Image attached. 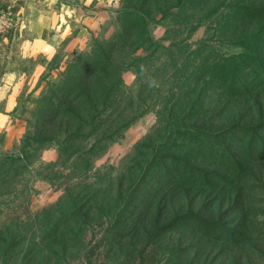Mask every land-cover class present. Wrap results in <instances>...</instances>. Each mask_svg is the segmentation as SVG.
<instances>
[{
  "label": "rangeland",
  "instance_id": "1",
  "mask_svg": "<svg viewBox=\"0 0 264 264\" xmlns=\"http://www.w3.org/2000/svg\"><path fill=\"white\" fill-rule=\"evenodd\" d=\"M141 1L147 32L124 13ZM244 1L0 0V264H264V25ZM112 44L111 98L68 148L40 140Z\"/></svg>",
  "mask_w": 264,
  "mask_h": 264
},
{
  "label": "trees",
  "instance_id": "2",
  "mask_svg": "<svg viewBox=\"0 0 264 264\" xmlns=\"http://www.w3.org/2000/svg\"><path fill=\"white\" fill-rule=\"evenodd\" d=\"M149 4L150 2H133L124 9V13L134 16V25L142 24V30H145V32H147V14L150 13L149 9H147ZM239 7L246 9L247 13H249L247 25L256 23L258 25L257 29L259 28L258 32L261 33V28L264 25V0L244 1ZM148 37L146 36L144 40ZM120 52V46L112 44V46L103 48L92 55L87 65L86 76L71 80L70 85L66 88L64 97L57 99L59 105L56 111L50 115L49 126L39 133L42 136L40 140H49L53 138V134H62L63 145L68 148V143L77 133V130L72 131V125L79 122V120L84 122L87 120L88 124L90 121L86 112L90 113L91 119H94L99 103H107L113 95V91L119 83V81H116V77L121 75L123 70ZM232 76L234 77L235 75Z\"/></svg>",
  "mask_w": 264,
  "mask_h": 264
},
{
  "label": "crops",
  "instance_id": "3",
  "mask_svg": "<svg viewBox=\"0 0 264 264\" xmlns=\"http://www.w3.org/2000/svg\"><path fill=\"white\" fill-rule=\"evenodd\" d=\"M66 1L65 3H67V5H81V6H96L97 9H101L104 6L110 5V3L113 0H63ZM64 5V2L62 3ZM96 13L95 15L99 14V12H94ZM90 17V16H87ZM37 35L41 34V33H35ZM51 47L52 44H51Z\"/></svg>",
  "mask_w": 264,
  "mask_h": 264
},
{
  "label": "built area",
  "instance_id": "4",
  "mask_svg": "<svg viewBox=\"0 0 264 264\" xmlns=\"http://www.w3.org/2000/svg\"><path fill=\"white\" fill-rule=\"evenodd\" d=\"M5 23L6 22L4 21V19H0V32L2 31Z\"/></svg>",
  "mask_w": 264,
  "mask_h": 264
}]
</instances>
